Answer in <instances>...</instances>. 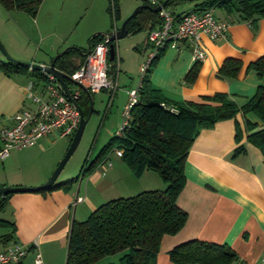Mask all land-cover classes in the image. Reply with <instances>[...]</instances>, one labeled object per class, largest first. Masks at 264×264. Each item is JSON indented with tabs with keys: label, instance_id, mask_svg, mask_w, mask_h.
Segmentation results:
<instances>
[{
	"label": "crops",
	"instance_id": "obj_1",
	"mask_svg": "<svg viewBox=\"0 0 264 264\" xmlns=\"http://www.w3.org/2000/svg\"><path fill=\"white\" fill-rule=\"evenodd\" d=\"M48 1L50 0H45L40 7L38 16L43 14ZM162 1L152 0L156 4ZM188 2L190 7L186 10L175 11L179 14L193 11L195 3L191 1L176 6L180 7ZM216 17L230 23L228 38L211 41L205 35L202 37L201 45L206 49L207 59L199 67L197 79L190 85L185 80L196 62L188 47L181 50L165 49L157 64L152 67L151 84L170 103H200L205 96L211 97L220 92L229 95L238 106H242L261 84L258 73L249 71L247 67L264 56V18L252 29L248 22L240 21L236 14L230 17L223 12ZM126 37L133 38L131 46L140 54L136 55L133 62L126 61L117 53L114 43L119 69L117 70L116 63L114 76L111 77H115L117 81L118 91L113 97L121 98L118 107L121 113L128 104L129 91L135 88L134 77L139 75L145 61L144 55L151 49L147 30L145 34L139 31ZM55 55L40 56L37 51L32 60L26 61L49 65L59 56ZM230 57L243 62L239 77L220 79L218 69ZM0 61L5 62L2 59ZM119 72L127 73L126 77L122 78L123 75ZM23 74L30 80L22 77ZM23 74L8 75L0 68V132L1 129L15 124L16 115L29 107L25 88L32 82L33 76L27 72ZM121 87L125 90L120 91ZM107 93L109 99V92ZM245 119L256 126L254 131L264 130L263 122L249 113L219 121L211 128L198 131L185 159L184 174L187 181L177 197L179 206L188 213V219L178 233L162 237L153 264H172L169 250L185 240L196 238L227 244L238 254L234 264H261L264 250V156L259 147L248 142ZM237 125L242 133L239 142L236 139ZM0 144L2 145L1 140ZM239 144L246 146V151L232 157ZM66 149L60 152L59 143L51 136L40 138L38 145L33 148L14 150L6 159L0 156L7 161L4 168L8 173L0 177V185L37 187L46 184L57 170L60 160L64 158ZM117 156L116 161L111 163L112 166L98 164L71 187L53 190L50 188L45 192L40 190L12 193L0 216L12 222V225L0 227V238L4 234H13L15 241L28 246L37 245L31 248L24 264H37V249L44 257V264H66L69 230L74 219H87L89 213L105 202L106 198L126 196L130 194L131 188L140 192L162 186L161 177L155 172L151 174L150 170H144L134 182L130 175L131 168L121 160V156ZM77 195H82L83 199L74 204ZM9 243L1 240L3 247ZM108 262V257H104L94 264Z\"/></svg>",
	"mask_w": 264,
	"mask_h": 264
},
{
	"label": "trees",
	"instance_id": "obj_2",
	"mask_svg": "<svg viewBox=\"0 0 264 264\" xmlns=\"http://www.w3.org/2000/svg\"><path fill=\"white\" fill-rule=\"evenodd\" d=\"M185 1L195 3L193 11L196 12L218 8L226 16L233 17L236 14L240 21L248 22L252 29H255L259 21L264 18V0H168L166 9L179 14L175 11V6ZM44 2L45 0H0V5L7 11H24L32 17H37ZM162 2L152 4L151 0H143L142 5H151L155 8ZM117 4L118 0H110V5L107 7L110 15L113 16L114 10L118 15ZM159 16L160 14L152 9L139 11L136 17L128 21L127 35L146 30L149 32L160 27L162 20ZM100 34L93 35L87 49L75 46L68 48L66 54L55 58L56 60L53 59L52 62L55 60L57 68L64 71L67 76L72 75L84 65L89 49L101 39ZM162 54L163 52L153 60L151 67L141 78L138 101L130 110L131 118L121 136L115 134L107 145H103L95 159L84 160L78 176L65 182H57L50 190L71 187L80 175L85 176L98 164L103 163L116 148L123 151L121 160L131 168L134 176L140 177L144 170H151L161 177L165 187L144 189L136 195L118 196L106 200L96 209L94 208L87 219L81 221L74 219L69 230L66 264H94L121 250L124 253L119 264H153L162 237L178 233L188 219V213L179 206L177 197L187 181L184 174L185 159L198 131L206 127L211 128L219 121L230 120L239 114H254L264 124V56L257 58L247 67L249 71L258 73L261 84L242 106H238L229 95L220 92L211 97L205 96L200 103L192 101L182 105L170 103L169 99L151 84V69ZM201 64L196 62L195 66L191 67L185 80L187 84L190 85L197 79ZM242 64L241 60L230 57L218 69L219 78L228 80L238 78ZM109 66L111 69L108 74L114 76L115 58L109 61ZM0 68L8 75L27 72L37 79H46L40 70L22 67L11 61H0ZM80 93L77 101L85 119H88L94 105L92 98L95 94L84 89H81ZM246 128L248 142L259 147L264 156V130L254 131L256 126L248 120H246ZM236 134L237 142L241 141L242 133L239 125ZM2 146L3 144H0V150ZM245 151L246 146L239 144L234 149L232 157ZM41 191L45 192L43 189ZM12 195L11 193L0 197V212L6 208ZM10 225L12 222L0 218V227ZM1 238L6 243L15 241L13 234H4ZM169 255L172 264H234L238 257V254L227 244L200 238L185 240L172 247Z\"/></svg>",
	"mask_w": 264,
	"mask_h": 264
},
{
	"label": "built area",
	"instance_id": "obj_3",
	"mask_svg": "<svg viewBox=\"0 0 264 264\" xmlns=\"http://www.w3.org/2000/svg\"><path fill=\"white\" fill-rule=\"evenodd\" d=\"M152 4L156 3L152 2ZM215 11V8L201 12L191 10L179 16V14L163 8L159 13V18L162 20L161 26L148 32V45L151 51L147 55V61L140 68L141 78L151 67L153 60L165 49L181 50L188 47L192 51L194 62L203 63L207 59V52L201 45L202 37L205 35L211 41H222L228 38L230 23L219 20L215 16ZM113 16L116 19L115 10ZM100 36L99 42L87 53L84 65L69 76V82L75 87V90H72L68 84L69 93H67L63 85L51 73H44L45 80L37 79L26 86V98L31 104L16 115L15 124L1 129L0 140L3 146L0 156L6 159L11 156L14 150L33 148L38 145L40 138L53 136L55 139H71L76 134L78 124L81 122V108L77 100L81 95L82 88L92 94H99L103 90L107 91L109 100L112 102V98L118 90L116 78H112L108 74L111 69L108 57L110 56L109 47L113 42L112 35L101 33ZM115 61L118 70V58H115ZM137 86V89L129 91L128 104L123 110L122 127L116 133L118 136H121L128 126V120L131 118L130 110L138 101L140 82ZM113 151L119 156L123 153L118 148ZM109 159L110 155L105 158L103 163L112 166ZM80 177L82 176L80 175ZM82 199V195H77L74 204ZM1 240L0 238V264H24L31 248L37 247L36 244L28 246L18 240L11 241L3 247ZM35 258L37 264H44V257L38 249ZM260 262L264 264V250Z\"/></svg>",
	"mask_w": 264,
	"mask_h": 264
},
{
	"label": "rangeland",
	"instance_id": "obj_4",
	"mask_svg": "<svg viewBox=\"0 0 264 264\" xmlns=\"http://www.w3.org/2000/svg\"><path fill=\"white\" fill-rule=\"evenodd\" d=\"M142 4L143 0H118L117 5L120 14L118 20L114 19V16L107 11L110 0H50L43 10V14L37 18L24 13V11H7L0 5V41L8 55L10 54L13 57V60L31 63V61L26 60H32L37 51H39L40 56L48 57L50 55L56 56L55 54L59 55L74 46L87 48L93 35L99 33L110 34L115 29H120L124 19L130 17L137 7ZM188 7H190L189 2L180 7L175 6V10L184 11ZM222 13L217 8L215 15L219 17ZM141 34H145V31L141 32ZM132 39L125 37L115 42L117 53H120L124 60L129 62H133L136 55L140 54L131 46L133 43ZM150 51L144 55V63L147 61V55H149ZM0 59L5 62L9 60L1 49ZM138 73V77H134L136 80L134 89L138 88L137 85L140 82L141 73ZM119 74L123 75L122 78L127 75V73L122 72H119ZM23 76L27 78V81L30 80L26 74H23ZM130 78L133 77L130 76ZM36 80L37 78L33 77L32 81ZM69 86L72 90H75L72 84ZM122 88L120 91L125 90ZM113 99L115 102H113ZM92 100L94 101L93 112L85 124V130L80 139L81 142L73 151L74 154L70 160H67L63 172L58 177V182L78 176L82 170L83 161L87 158L90 161L95 159L103 145H107L122 127L123 111L121 113L118 110L121 98L113 97L111 102L108 99V93L101 91V93L93 95ZM27 102L29 103L28 100ZM55 141L59 143L60 152L64 151L65 148H70L72 145V138L55 139ZM117 158L115 151L112 150L109 161L113 163ZM5 162L7 161L0 157V177L8 174L6 168H4ZM149 172L155 174L151 170ZM15 173L19 174L17 171ZM130 175L133 177L134 182L138 180L132 173ZM78 181L79 179L76 182L78 183ZM164 187L165 184L163 182L160 189ZM129 191H131L130 194L119 196L136 195L142 190L139 192V190L135 191L131 188ZM110 199L112 198H106L107 201ZM2 214L0 212V216ZM0 232H2L1 228ZM123 253L124 251L121 250L116 254L108 255L109 263L119 264Z\"/></svg>",
	"mask_w": 264,
	"mask_h": 264
},
{
	"label": "water",
	"instance_id": "obj_5",
	"mask_svg": "<svg viewBox=\"0 0 264 264\" xmlns=\"http://www.w3.org/2000/svg\"><path fill=\"white\" fill-rule=\"evenodd\" d=\"M168 3V0L162 2V4L156 6L155 8H153L151 5H141L138 6L136 11L128 18L124 19V23L122 24V27L120 29L114 30L112 31V33H110L112 35V44H110V56L108 57L109 61H113V57L116 55V48L114 47V42L124 39L127 36V24L128 21L134 17L137 16V14L139 13V11L144 10V9H152L155 13H160L163 8H166V4ZM120 17V14L118 12V15L116 17V19L118 20ZM3 44L0 41V49L2 52H4L7 57H8V62H13L14 64L20 65V66H26L27 68L33 69V70H40V72L42 73H46L49 74L51 73L53 76H55L59 82L61 83V85H63L64 89H66V92L69 93V89H68V81L70 80V77L67 76V74H65L64 71H61L60 69L57 68V65L55 63V60L53 62H51V64L49 65H41L39 63H26L25 61L23 62H19L16 60H13V57L5 51V49L3 48ZM89 49V48H88ZM89 51H91V49H89ZM88 51V52H89ZM66 51L62 52L57 58L61 57L63 54H66ZM68 80V81H67ZM79 86V85H78ZM80 88H82L81 86H79ZM84 90H86L85 88H82ZM87 91V90H86ZM89 92V91H87ZM80 114H81V122H79L78 124V129L75 135H73L72 137V145L70 148L67 149L66 151V155L64 157L63 160H61L58 164V168L57 170H55V172L52 174L51 178L49 179V181L46 184H41L40 186L37 187H32L31 185H27V186H11V185H2L0 186V197L2 196H7L11 193H15L17 192H28V191H40L41 189L43 190H48L51 187H53V185L55 183L58 182V177L59 175L63 172L64 168H65V164L67 162V160H70V158L72 157V155L74 154L73 151L75 150V148L78 147L79 143L81 142V136L84 133L85 130V124L86 122H88V119L90 117V115L92 114V110H90L89 112V117L88 119H85L84 114L82 113V111L80 110ZM78 179H82V177L79 176Z\"/></svg>",
	"mask_w": 264,
	"mask_h": 264
}]
</instances>
